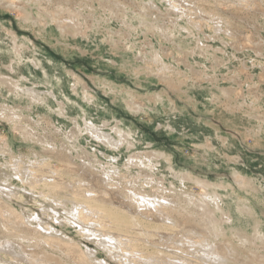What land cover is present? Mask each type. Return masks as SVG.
Here are the masks:
<instances>
[{"label":"rangeland","instance_id":"rangeland-1","mask_svg":"<svg viewBox=\"0 0 264 264\" xmlns=\"http://www.w3.org/2000/svg\"><path fill=\"white\" fill-rule=\"evenodd\" d=\"M236 6L234 14L224 3L218 6L231 24L229 31L215 33L210 15L205 21L203 13L188 10L196 22L190 25L187 15L181 18L165 0H0V173L10 172L11 165L21 159L29 171L42 161L63 169L59 154L64 148L65 155L86 172L102 176L112 158L123 170L131 162L142 168L141 159L146 164L151 153L164 151L171 161L153 157L154 181L146 184L143 177L136 183L157 189L155 194L177 193L182 198L189 193L202 198L206 191H217L223 202L219 204L227 207L232 222H225L224 233L214 241L231 264H264V0ZM171 18L177 19L176 32L168 38L160 30L172 26ZM155 51L166 68L152 63ZM33 95L42 100H34ZM83 111L90 114L86 119ZM12 112H18L20 119H11ZM90 120L98 133L116 139L115 127H122L125 141L118 147L108 146L87 130ZM21 128L28 134L24 136ZM71 134L78 137L66 139ZM61 141L67 144L66 150ZM138 169L131 167L133 178ZM175 172H190L192 178L182 180ZM31 177L11 178L14 184L9 187L20 198L6 200L14 212L8 217L18 223L22 213L25 217L39 214L59 230L56 237L76 242L77 248L40 241L27 225L29 239L12 238L16 250L27 245L25 250L47 252L61 264H80L81 248L93 256L83 259V264H125L80 236L73 225L57 224L42 213L40 193L29 187ZM0 183L5 184L1 179ZM179 221L184 227L196 226L187 216ZM256 226L262 241L253 238ZM237 231L252 240H238ZM1 232L7 233L0 224ZM207 236L201 228L194 233L195 239ZM161 241L158 235L156 242L163 248Z\"/></svg>","mask_w":264,"mask_h":264},{"label":"bare ground","instance_id":"bare-ground-1","mask_svg":"<svg viewBox=\"0 0 264 264\" xmlns=\"http://www.w3.org/2000/svg\"><path fill=\"white\" fill-rule=\"evenodd\" d=\"M165 1L169 3L172 9H175V12L177 10V13L181 14V18L185 19L187 15V23L190 25H194L196 22H192L190 17L191 13H188V10H193V14H196V10H198L199 13H203V16L199 14L198 15L203 17L205 21L206 16L210 15L209 18L214 20V31L217 33L218 31H229V25L231 24L230 18H228L226 15L222 16L221 13L218 12L219 5L223 6L224 3L231 8L228 11L234 14V10L239 9V7L236 6V3L237 5L241 4L242 7L243 5L248 6L254 3L256 0H183L185 2L187 1L188 3L191 2L192 6H189L185 3L183 4L181 2L182 0ZM171 20L173 23H171L172 26L170 28L166 27L167 29H165V31L164 28L163 30H160L162 31L161 34L163 35H166L165 33H167L168 38H171L169 36H175L174 32H176V22L174 23V21H177V19L171 18ZM202 23L203 22L200 24ZM150 25L151 26L149 27L157 28L156 25ZM131 26L133 25L130 24V27ZM182 28L188 29L187 27L183 26ZM145 29L147 28L145 27ZM247 41L250 42L251 40ZM179 45H177L178 48H180ZM151 61L152 63L156 64L157 62H160L163 68H166L163 57H161L160 53L157 51L152 54ZM163 70L161 74L167 75V73L164 72L165 70ZM34 93L35 90L32 89L30 94ZM50 93L54 94V91L51 90ZM86 94L88 97L89 93ZM34 97L37 98L38 96L33 95L32 98L34 99ZM92 98L94 99V97ZM92 98L89 97L91 100ZM38 99L42 100L41 96H39ZM13 108L15 107H12L11 109L3 108V111L6 112L5 110L9 111ZM64 110H66V107H64ZM11 115L14 116L11 119L15 118L16 121L19 120L21 116L18 112H12ZM83 115L86 119L88 114L83 111ZM77 123L79 124V122L76 120V124ZM21 129L23 130L22 134H24V136L25 134H28L26 132L27 130L23 128ZM115 129L116 132L119 133L118 139L103 132L98 133L97 127L93 121H91V125L87 127V130H89L91 134L95 135L97 139L103 141V143H106L108 146L118 147V145H121L126 138L123 135L122 127L119 128L116 126ZM77 137L78 136L76 134H71L67 136L66 139L71 140ZM8 142H5V146L10 148ZM45 142L47 143V141ZM61 142L62 144L65 143V141ZM63 145H65L66 150L67 144L65 143ZM71 146L75 147L73 143ZM63 150L59 154V159H61L63 169H54L49 162L42 161L41 163H36L37 165H35V168L29 171V168L25 167L27 164L25 165L24 160L22 161L21 159L19 162L15 161V163L11 165V170L9 168L10 172L0 173L1 181L5 183H0V218L3 219L2 223L0 221V224L7 232L0 233V264H61L47 252L25 250L24 248L27 245H19L21 247V249H19L20 251L15 249L13 245L14 239L12 240V238L20 237L22 241L24 239H29L27 237L28 233L25 232V229L27 230V225L36 231V236L34 238L39 239L40 241L47 242V244H55L59 242L60 244L65 245L67 249L69 246H74V248H77L76 242L70 244L56 237L55 232L57 233L59 230L50 224V221L45 222L44 220L40 219L38 217L39 214L25 217V214L22 213L21 218L18 221V223H22V225L12 222V218L8 217L14 212L9 208V201L7 202L6 200H10L11 197L20 196L17 194V191H14L12 187H9L14 184L11 178L17 177V179L23 181L29 175L32 176V179L29 180L30 189L39 192L42 198V213L44 211L49 219L54 218L57 224H62L65 222L73 225L76 229H78L77 232L80 234V236H83L86 238V240L96 242L109 254L113 260H117L125 264H199L200 262L198 263L196 261L199 259L202 260V262L204 261L206 264H231L229 262L230 258L225 254V252H223V249L219 247L220 245L218 246L216 241H214V237H218L224 233L225 222H230L232 219V215L228 211L227 207H223L219 204V202H222V200L217 191L213 193L206 191L202 198L195 197L190 193L188 197L182 198L180 194L177 193L173 195L159 193L155 194L154 191L157 189H152L153 187H151L152 191L147 190L142 184L136 183L137 179L143 177L147 179L144 181L146 184L152 180L154 181L153 178H155V176L152 174L154 172L152 168L155 165L153 159H157L155 156H160L167 162L171 161L170 157L168 158V155H166L164 151H154L156 154L149 153L151 157H147L148 163L146 164L141 159L140 163L142 168H140L138 164L131 162L130 164L125 165L123 170V168L121 169L118 165L116 159L112 158L114 161L110 162L108 165L109 168H101V170L103 169V172L101 173L103 175L95 176L92 172H86L87 170L85 171L83 169L84 167H82L80 163H76L77 161H72V159L65 155ZM45 151L47 152L48 149L45 148ZM91 161L92 159L89 158L88 163ZM132 166H137V168H139L136 171L137 177L135 178L130 175ZM110 169H112V171H110ZM171 169L172 171L174 170V168ZM146 170H151V173H148L149 171L147 172ZM49 172H54V175L50 174ZM175 173L178 174L177 176L182 180L192 178L190 172ZM43 176L46 177V180L45 178L43 180L41 179ZM48 179H52V181H49ZM114 180L116 182L113 183L112 181ZM197 182L201 183L202 186L206 185V183L202 180H197ZM140 185L143 186V188L140 187ZM39 188H41V190H39ZM119 195L122 198H120ZM49 201H51V204H47ZM210 204L214 205V208L210 207ZM46 208H49L52 212L46 210ZM136 208L140 209L137 210ZM246 209L249 210V208ZM216 211H219L220 214H216ZM5 213L7 215H5ZM183 216H187V220L189 219V221L196 223V226L190 225L184 227L179 221V217ZM258 226L255 227L253 233V236H255L253 238L255 240L257 238L260 239L263 237V234H261ZM200 228L205 230L208 233V236L206 238L195 239L196 237H194V233L199 232ZM10 231L16 232L12 234ZM179 232L181 233V237H177V233ZM19 233H22V235L20 236ZM158 235H160V237L163 239V242L161 241V243H159V245H162L163 248L158 247V243L156 242L158 240ZM236 235L238 240L242 242L247 243L251 239L250 236L249 239L247 234L245 235L241 231H237ZM262 240L263 239L261 238V241ZM172 243L179 244V247L174 246V244L172 245ZM189 249H193L194 251L192 250V252H190L191 250ZM231 249H233L232 245ZM79 250L81 252L77 258H79V263L83 264V259H90L92 253H90V251H83L81 248H79ZM176 250H179L180 252H177ZM183 251H185V254L182 253ZM66 252L69 253L68 251ZM187 253L192 255L195 254L198 259H196V256H194V259L196 260H193L187 255ZM38 254L41 255L38 256ZM231 256H233V254H231Z\"/></svg>","mask_w":264,"mask_h":264}]
</instances>
